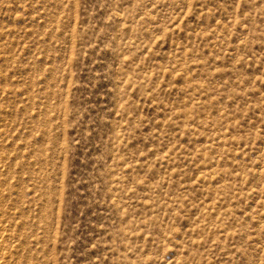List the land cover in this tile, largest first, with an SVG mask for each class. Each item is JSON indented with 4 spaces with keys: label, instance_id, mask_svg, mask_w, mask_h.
Wrapping results in <instances>:
<instances>
[{
    "label": "rangeland",
    "instance_id": "rangeland-1",
    "mask_svg": "<svg viewBox=\"0 0 264 264\" xmlns=\"http://www.w3.org/2000/svg\"><path fill=\"white\" fill-rule=\"evenodd\" d=\"M0 264H264V0H0Z\"/></svg>",
    "mask_w": 264,
    "mask_h": 264
}]
</instances>
